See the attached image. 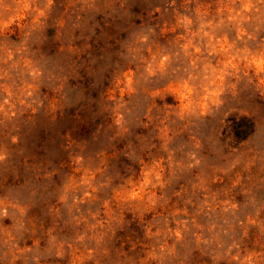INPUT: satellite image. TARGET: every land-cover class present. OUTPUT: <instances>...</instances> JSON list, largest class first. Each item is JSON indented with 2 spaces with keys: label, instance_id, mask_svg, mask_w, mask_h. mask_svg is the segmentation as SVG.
<instances>
[{
  "label": "rangeland",
  "instance_id": "rangeland-1",
  "mask_svg": "<svg viewBox=\"0 0 264 264\" xmlns=\"http://www.w3.org/2000/svg\"><path fill=\"white\" fill-rule=\"evenodd\" d=\"M0 264H264V0H0Z\"/></svg>",
  "mask_w": 264,
  "mask_h": 264
},
{
  "label": "trees",
  "instance_id": "trees-1",
  "mask_svg": "<svg viewBox=\"0 0 264 264\" xmlns=\"http://www.w3.org/2000/svg\"><path fill=\"white\" fill-rule=\"evenodd\" d=\"M158 13V12H156ZM234 127V134L237 138L245 139L247 136H249L251 133L255 130V124L251 120H242L237 121Z\"/></svg>",
  "mask_w": 264,
  "mask_h": 264
}]
</instances>
